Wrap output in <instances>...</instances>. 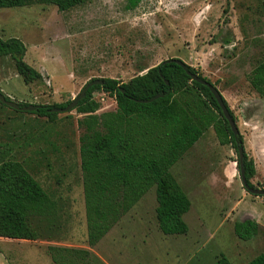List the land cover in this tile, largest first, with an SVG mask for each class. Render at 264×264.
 <instances>
[{"label": "rangeland", "instance_id": "obj_1", "mask_svg": "<svg viewBox=\"0 0 264 264\" xmlns=\"http://www.w3.org/2000/svg\"><path fill=\"white\" fill-rule=\"evenodd\" d=\"M0 7V36L26 47L23 59L41 73L26 84L13 59L0 56L1 92L13 101L52 104L72 100L86 82L110 77L128 81L167 58L194 66L223 95L235 116L243 146L255 166L251 182L264 188V96L247 76L264 58V0H86L59 11L52 0ZM4 78V79H3ZM97 113L114 110V98L92 92ZM75 109L54 120L0 104V161L26 167L55 203L51 216H32L35 240L0 237V264H54L49 246L88 248L95 264H212L222 253L244 264L264 250V195L241 183L237 153L218 143L212 127L170 167L187 194L185 234H163L151 187L92 248L86 223ZM233 165L234 181L222 178ZM227 186V187H225ZM258 223L247 240L235 221Z\"/></svg>", "mask_w": 264, "mask_h": 264}, {"label": "trees", "instance_id": "obj_2", "mask_svg": "<svg viewBox=\"0 0 264 264\" xmlns=\"http://www.w3.org/2000/svg\"><path fill=\"white\" fill-rule=\"evenodd\" d=\"M30 1L0 0V7L23 6ZM85 1L52 0L59 11L70 10ZM128 1L130 9L139 2ZM25 51L20 39L0 36V56L9 55L17 74L28 84L42 77L23 59ZM172 58L148 67L125 82L100 78L102 84L90 86L74 108L82 115L77 119V125L81 129L79 158L86 241L90 248L151 187L155 191V215L160 231L165 235L185 234L188 225L183 215L191 203L171 174L170 167L209 127L213 128L219 144H230L236 153L243 145L241 133L234 136L208 87L191 79L187 71L212 82L194 66L184 62L183 68ZM247 80L255 92L264 96V58L251 69ZM97 89L114 98V110L96 112L99 103L92 97V92ZM155 95L159 96L150 100ZM5 98L10 99L6 95ZM70 101L39 104V108L27 112L52 121L57 112L50 109L64 107ZM223 101L235 120L224 97ZM18 103L20 106L29 104ZM236 166L239 171L238 158ZM243 169L248 186L254 187L251 178L255 175V166L245 150ZM54 210L55 203L22 162L15 159L0 161V237L35 240L39 233L33 226L32 216L48 217ZM257 229L258 223L251 219L235 221L233 225L235 235L243 240L255 235ZM48 250L54 264H95L88 248L52 245ZM212 264L232 263L221 253ZM244 264H264V250Z\"/></svg>", "mask_w": 264, "mask_h": 264}, {"label": "water", "instance_id": "obj_3", "mask_svg": "<svg viewBox=\"0 0 264 264\" xmlns=\"http://www.w3.org/2000/svg\"><path fill=\"white\" fill-rule=\"evenodd\" d=\"M171 60H173L174 62H176L177 64H179L183 68H185V63L182 60L175 59V58H172ZM187 74H189L191 76V79H193V80H195L201 84H204L208 87V89L210 90V92L214 96L216 102L218 103V105L222 111L223 116L228 121V124L230 126L232 133L234 134V136H237L239 134V129L237 127V124H236L235 120L232 118L231 114L229 113V110H228L227 106L225 105V103L223 101V97H222L221 93L219 92V90L217 89V87H215L212 83H209L208 81L203 80L202 78L198 77L196 74H191L189 71H187ZM102 82H103V80L100 78L90 79L88 82L85 83V85L82 87L80 92L67 105H65L64 107L51 108L50 110L55 111V112L71 111L72 109H74L76 107V105L78 104V101L85 96L86 91L88 90V88L90 86H93L95 84H102ZM158 96L159 95H155L150 100H153V99L157 98ZM144 101H146V100H144ZM0 102L5 104L6 106L12 108V109L23 110V111H33V110L40 107L39 104H35V103H29L27 105L20 106L17 101H13L11 99H6L5 95L1 92H0ZM243 155H244V147H243V145H241L237 148V158H238V165H239V177H240V180H241L243 187L245 189H247V191H249L253 195H256V196L264 195V188H255V187H249L248 186L247 181L245 179V175H244V169H243Z\"/></svg>", "mask_w": 264, "mask_h": 264}, {"label": "crops", "instance_id": "obj_4", "mask_svg": "<svg viewBox=\"0 0 264 264\" xmlns=\"http://www.w3.org/2000/svg\"><path fill=\"white\" fill-rule=\"evenodd\" d=\"M17 74V73H16ZM18 75V74H17ZM4 79V78H3ZM1 81V80H0ZM29 85L31 83H28ZM0 89H1V85H0ZM218 89V88H217ZM220 92V91H219ZM221 93V92H220ZM222 95V94H221ZM223 96V95H222ZM22 102H33V101H24L22 100ZM182 157V156H181ZM180 157V158H181ZM179 158V159H180ZM178 159V160H179ZM177 160V161H178ZM222 178L225 182L228 183V185L230 186L232 184V182L234 181V172H233V165H230V164H227V163H224V165L222 166ZM227 187V186H225Z\"/></svg>", "mask_w": 264, "mask_h": 264}, {"label": "flooded vegetation", "instance_id": "obj_5", "mask_svg": "<svg viewBox=\"0 0 264 264\" xmlns=\"http://www.w3.org/2000/svg\"><path fill=\"white\" fill-rule=\"evenodd\" d=\"M245 150V149H244ZM245 189V188H244ZM247 191V189H245ZM249 192V191H248ZM250 193V192H249Z\"/></svg>", "mask_w": 264, "mask_h": 264}]
</instances>
